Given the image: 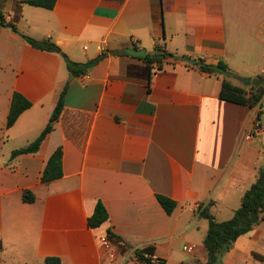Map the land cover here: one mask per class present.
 Instances as JSON below:
<instances>
[{
  "label": "crops",
  "instance_id": "0c3cea01",
  "mask_svg": "<svg viewBox=\"0 0 264 264\" xmlns=\"http://www.w3.org/2000/svg\"><path fill=\"white\" fill-rule=\"evenodd\" d=\"M29 1L0 0V21L19 32L0 26V264H105L109 233L125 264H141L136 251L150 247L159 264H206L209 222L199 210L229 221L257 181L264 135H250L264 127V100L253 109L221 100L226 77L198 64L224 62L242 88L264 76V0H55L51 10ZM22 36L51 40L78 64L102 59L74 76L61 55ZM126 49L173 57L148 65ZM65 89L40 150L12 159L46 129ZM16 93L32 108L7 129ZM59 148L63 177L45 184ZM25 191L35 203L23 202ZM160 195L177 203L172 215ZM98 203L109 219L91 228ZM254 253L264 255V222L223 264H248Z\"/></svg>",
  "mask_w": 264,
  "mask_h": 264
},
{
  "label": "trees",
  "instance_id": "16d2710c",
  "mask_svg": "<svg viewBox=\"0 0 264 264\" xmlns=\"http://www.w3.org/2000/svg\"><path fill=\"white\" fill-rule=\"evenodd\" d=\"M31 6L53 9L55 0H35L26 2ZM0 26L9 27L15 33H19L16 26L13 24H6L4 18H1ZM23 39L34 48L59 54L65 60L67 67L72 75L80 76L85 74L89 69L96 65L102 58L91 61L87 64H78L69 59V57L51 40L36 41L32 38L22 36ZM173 57L170 54L157 49L156 53L145 59L148 65L154 63L161 64L165 58ZM201 71L210 75H224L220 99L226 102L237 104L240 106L249 107L251 109L258 107L264 100V76H258L250 85H245L246 88L237 87L229 78L235 77L224 62L218 65H208L203 61L198 64ZM67 90L65 89L61 98L54 110L50 123L42 132L39 138L28 146L16 150L12 154V159H16L21 155L37 153L47 136L54 130V125L59 120L63 109L65 107V96ZM32 108V103L21 94H14L10 113L7 119L6 128L10 129L15 125L19 117ZM63 152L59 148L50 157L47 166L42 176V182L47 184L57 181L63 177ZM158 200L168 215H172L177 208V203L165 196H158ZM36 201L35 195L31 191L23 193V202L33 204ZM210 207L200 208L199 215L201 218L209 222V230L204 240V246L208 251V262L206 264H223L226 255L233 249L238 239L249 234L259 224L264 222V168L259 171L257 181L245 193L242 198L240 208L235 212L233 218L225 222H217L215 217L210 212ZM109 219V214L106 207L102 203H98L94 214L89 219V226L91 228H99ZM112 237V234H108ZM0 249L2 243L0 242ZM154 254L153 248H146L144 250L136 251L135 258L141 264H152L149 256ZM253 257L256 261L264 264V255L254 253ZM162 261V260H160ZM44 264H62L58 257H48Z\"/></svg>",
  "mask_w": 264,
  "mask_h": 264
},
{
  "label": "built area",
  "instance_id": "2783aa9c",
  "mask_svg": "<svg viewBox=\"0 0 264 264\" xmlns=\"http://www.w3.org/2000/svg\"><path fill=\"white\" fill-rule=\"evenodd\" d=\"M264 135V127L261 124H256L255 129L250 135V138H254L255 136H263ZM101 245L103 246L106 252V261L105 264H125L126 261L130 258H126V253L122 251V245L113 240L110 236H103L100 239ZM184 251L187 253H194V246H186ZM149 259L152 264H159L160 260L154 255L149 256Z\"/></svg>",
  "mask_w": 264,
  "mask_h": 264
},
{
  "label": "water",
  "instance_id": "95a60500",
  "mask_svg": "<svg viewBox=\"0 0 264 264\" xmlns=\"http://www.w3.org/2000/svg\"><path fill=\"white\" fill-rule=\"evenodd\" d=\"M125 54L133 57H137L140 59H146L147 58V52L145 50H133V49H126L123 51ZM185 62L196 65L197 61L191 60V59H183ZM240 81L245 83V84H250L252 83L251 78H240Z\"/></svg>",
  "mask_w": 264,
  "mask_h": 264
},
{
  "label": "rangeland",
  "instance_id": "374dc122",
  "mask_svg": "<svg viewBox=\"0 0 264 264\" xmlns=\"http://www.w3.org/2000/svg\"><path fill=\"white\" fill-rule=\"evenodd\" d=\"M234 79V81L236 82H238V80H237V78H233ZM239 80H240V78H239ZM248 264H261L260 262H258V261H251V262H249Z\"/></svg>",
  "mask_w": 264,
  "mask_h": 264
}]
</instances>
